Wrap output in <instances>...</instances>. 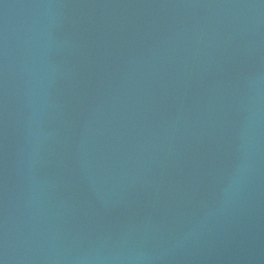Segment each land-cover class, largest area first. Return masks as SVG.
I'll use <instances>...</instances> for the list:
<instances>
[{"label":"water","instance_id":"obj_1","mask_svg":"<svg viewBox=\"0 0 264 264\" xmlns=\"http://www.w3.org/2000/svg\"><path fill=\"white\" fill-rule=\"evenodd\" d=\"M0 264H264V0H0Z\"/></svg>","mask_w":264,"mask_h":264}]
</instances>
